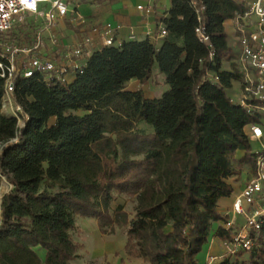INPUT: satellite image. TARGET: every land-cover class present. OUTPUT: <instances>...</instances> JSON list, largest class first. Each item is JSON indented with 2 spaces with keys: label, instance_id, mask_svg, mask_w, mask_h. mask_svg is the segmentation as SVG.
<instances>
[{
  "label": "trees",
  "instance_id": "obj_1",
  "mask_svg": "<svg viewBox=\"0 0 264 264\" xmlns=\"http://www.w3.org/2000/svg\"><path fill=\"white\" fill-rule=\"evenodd\" d=\"M194 1L169 0L159 44L145 36L99 46L68 82L20 76L13 100L22 125L1 110L0 75V179L11 183L0 197V264H69L79 217L102 233L123 228L125 254L145 264H199L213 235L229 240L214 226L227 219L218 200L253 165L243 127L258 113L230 94L240 73L223 22L246 7ZM154 64L168 86L160 97L126 88L148 80ZM118 194L133 198L131 212L111 208ZM263 244L217 264H238L232 256L243 253L264 264Z\"/></svg>",
  "mask_w": 264,
  "mask_h": 264
},
{
  "label": "built area",
  "instance_id": "obj_2",
  "mask_svg": "<svg viewBox=\"0 0 264 264\" xmlns=\"http://www.w3.org/2000/svg\"><path fill=\"white\" fill-rule=\"evenodd\" d=\"M69 0H0V75L4 78L1 110L16 117L22 125L26 114L14 102L13 92L20 76L43 75L45 79L68 82L69 74L82 72L83 62L96 48L93 38L85 35L79 41L64 45L58 56L52 55L47 46L59 45L53 27L69 11ZM195 4L194 0H191ZM144 14L152 11L151 5H137ZM76 19L82 17L70 10ZM16 23L32 28L26 41L7 38L5 35ZM237 44V66L240 79L234 100L250 112H257L256 121L247 122L243 131L250 142L258 144L250 149L253 165L249 176L234 196L231 216L223 222L230 238L223 241L226 251H249L261 246L264 240V0H250L242 14L234 16ZM199 34L198 28L196 29ZM166 34L159 22L157 31L146 33L151 39ZM202 37L203 35L200 34ZM100 46L119 44L113 27L106 23L99 30ZM135 38L134 33L128 39ZM206 39V37H203ZM264 246V244H263ZM210 259L206 263L209 264Z\"/></svg>",
  "mask_w": 264,
  "mask_h": 264
},
{
  "label": "crops",
  "instance_id": "obj_3",
  "mask_svg": "<svg viewBox=\"0 0 264 264\" xmlns=\"http://www.w3.org/2000/svg\"><path fill=\"white\" fill-rule=\"evenodd\" d=\"M244 3L247 8V4L250 0H238ZM69 2V11L66 15L59 18L53 27V31L59 39V45L47 46L52 55L58 56L64 51V45L71 44L79 41L85 35H89L93 38V44L95 48L100 46L99 30L100 28L109 23L113 27L114 37L117 42L127 40L130 33H134L135 38H143L148 31L156 32L159 22L167 14L170 6L169 0H112L107 5L97 2H89L87 0H76ZM102 5V6H101ZM137 5H151L152 11L149 14H144L142 10L137 8ZM76 11L81 17V20L75 18L74 14L70 11ZM224 28L227 35V42L233 47L237 53L236 44V30L234 27V17L226 19L224 22ZM157 44L160 43V39H156ZM69 80L72 79V75L69 74ZM163 78V75L160 73ZM131 79L130 81H132ZM233 86L230 90L232 97L237 94V88ZM138 89V88H136ZM237 176L229 178V182L232 186V192L229 196L221 197L218 200L217 210L226 215L227 219L231 216L230 207L234 196L239 191L244 180L243 178L237 182ZM80 221L88 222L93 227H97L96 220L88 217H79ZM223 225L222 221L214 222V226ZM99 230V229H98ZM95 230L91 233L92 236ZM96 235V233H95ZM94 235L93 246L98 249L96 256L99 257L102 254L104 248V242H99V238ZM36 250L39 255H43L44 251L38 247ZM226 251V246L217 236L213 235L209 242L204 245L201 251L197 254L199 263H206L210 259L209 264H217L220 261L221 255ZM113 257V253L110 255ZM125 262L128 264H145L141 258L126 257Z\"/></svg>",
  "mask_w": 264,
  "mask_h": 264
},
{
  "label": "rangeland",
  "instance_id": "obj_4",
  "mask_svg": "<svg viewBox=\"0 0 264 264\" xmlns=\"http://www.w3.org/2000/svg\"><path fill=\"white\" fill-rule=\"evenodd\" d=\"M70 2H74L76 0H69ZM89 2H95L96 0H87ZM102 6V5H101ZM104 6V5H103ZM32 35V28L27 25H22L20 23H16L15 26L6 33L7 38H14L19 41H26L30 39ZM234 86L238 88L237 83L235 82ZM167 84L163 82V78L160 76V72L156 64L152 67V75L145 82H139L137 79H133L132 81H128L126 84L127 89H136L141 88L144 96L146 97H160L162 93L167 89ZM138 127L145 128L149 130L144 124L139 123ZM251 149H257L258 144L256 142H250ZM248 167L242 165L240 169V173L237 176V182L242 180L243 178H247L249 175ZM11 188V183L4 177L1 176L0 179V197L7 192ZM116 206L123 207L128 212H131L134 206V200L131 197H128L124 194H118L116 199L112 202L111 208H115ZM83 218H77V227L73 232V237L80 243V248L78 249V256L69 261V264H128L125 262V258L128 257L124 251V243H125V234L123 228H116L113 233H102L98 230L97 227H93L90 225L92 223L80 221ZM95 230V233L92 236V232ZM94 235L99 238V242H104V249L106 251H102L103 253L96 256L98 249H95L93 246ZM94 237V238H93ZM113 253V257L110 255ZM230 252L225 251L224 254L221 255L227 256ZM220 258V259H221ZM233 259H235L238 264L241 261H244L245 264L247 262V254L243 253L242 255H233Z\"/></svg>",
  "mask_w": 264,
  "mask_h": 264
}]
</instances>
